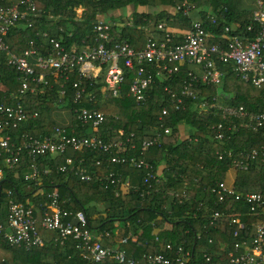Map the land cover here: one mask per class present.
I'll return each mask as SVG.
<instances>
[{
	"label": "trees",
	"instance_id": "obj_1",
	"mask_svg": "<svg viewBox=\"0 0 264 264\" xmlns=\"http://www.w3.org/2000/svg\"><path fill=\"white\" fill-rule=\"evenodd\" d=\"M32 1L39 11L38 15L28 17V22L21 21L5 37L10 51L16 55L30 48H34L41 56L55 54L57 50L53 49L50 39L66 52H78L85 45L93 46L96 38L94 22L124 9L130 12L129 16L118 20L111 17L112 23L121 25L111 28V41H124L135 50H140L153 30L157 32L159 41L164 39V34L156 28L159 23H165L167 30L174 29L184 34L190 31L191 17L176 10L184 1L192 3L195 11L199 12L203 29L209 34L206 40L208 47L217 44L225 48V27L231 28V34L249 39L257 35L252 13L243 6V0ZM162 7H172L176 12L159 11L158 8ZM250 25L254 27L251 32L247 31ZM43 33L46 37H43ZM182 33H172L168 45L182 43ZM215 61L223 74L221 84L206 85L197 79L194 81L197 90L195 100L181 96L182 86L190 81L189 72H193L185 63L168 77L156 76V65L146 64L145 68L153 74L154 83L142 103L137 104L127 96L133 77L131 73L126 74L118 98L107 95L102 100L101 71L93 87H89V82H84L86 89L94 92L96 98L93 101L84 99L76 104L71 97V85L79 79L76 70L66 74L48 73V85L42 91L38 89L35 95H20L19 75L6 65V54H0V99L13 96V100L7 102L20 103L29 117L18 129L9 130L16 145L21 143L24 134L40 139L51 135L54 125L49 119V113L56 107H66L73 114L74 121L68 135L90 136V126L78 121L73 112L79 107H86L104 115V121L93 131L102 144L122 142L127 149L123 154H117V149L112 148L110 152L82 149L68 150L60 156H43L35 163L40 172L35 180L24 179L31 171L32 164L25 154L11 169L0 159L3 170L0 179V222L6 219L10 199L28 205L34 210L36 229L44 242L42 248H10L0 236V263L117 264L113 260L86 262L79 255L76 240L69 237L61 245L55 232L41 227L45 204L49 203V195L56 192L62 210L70 213L82 211L90 231L100 236V243L104 247L123 250L136 264H145L143 255L162 254L173 257L167 245H171L174 250L182 247L184 252H188L186 264H228L227 253L237 241L233 237L235 227L230 224L228 216L236 212H247V206L232 197L219 203L212 189L218 183H225L227 173L231 170L234 171V180L228 186L236 193H264V157L252 160L246 170H239L232 166L231 158L224 155L220 160L216 153L228 151L237 157L243 151L259 149L264 145V130L254 132L244 127V121L223 119L220 111L210 106L214 104V97L223 106H243L248 112L260 113L264 106V86L255 88L244 83L236 76L231 63ZM61 91L63 95H60ZM176 98H182L183 102L178 108ZM205 100L210 106L202 109L201 104ZM163 110L167 111L165 115L162 114ZM33 113H37L35 119L31 118ZM220 123L224 126L222 141L214 138ZM232 124L235 129L227 131L226 127ZM180 126L187 129V136L181 135ZM165 129L169 130L166 135ZM157 132L162 135L160 145L142 152L141 142ZM68 157L73 159L75 165L81 163L89 174L101 180L93 178L91 181H81L72 171H58V167ZM112 157L125 158L126 161L111 163L109 159ZM130 158L150 163L155 179L144 183L147 171L130 166ZM45 169L50 170L48 174L43 173ZM110 175L120 178L123 183L128 182L129 187L125 193L107 183L106 178ZM214 211L224 213L218 227L209 226L208 219ZM244 221L245 235L253 218L245 216ZM116 223L120 227L116 228ZM165 223L170 224L171 229L165 230ZM117 229L119 241L115 235ZM155 230L158 231L154 233ZM133 238L136 241L145 240L146 247L139 250Z\"/></svg>",
	"mask_w": 264,
	"mask_h": 264
},
{
	"label": "built area",
	"instance_id": "obj_2",
	"mask_svg": "<svg viewBox=\"0 0 264 264\" xmlns=\"http://www.w3.org/2000/svg\"><path fill=\"white\" fill-rule=\"evenodd\" d=\"M176 10H181L184 15H189L195 8L192 3L184 1L177 6ZM38 10L32 0H0V54H6V65L13 68L19 75L20 88L18 94L35 95L38 89L48 85L47 75L56 72L66 74L76 70L79 79L72 83V101L80 103L86 99L93 101L96 95L88 91L84 82H89V87H93L95 79L102 71V89L105 95L118 98L121 95L125 84L126 74H133L128 86L127 96L137 104L142 103L147 91L151 88L153 74L145 68L146 64L156 65V76H170L175 73L179 66L185 63L187 66H194L200 69V73L189 72L190 81H186L181 89V96L195 100L197 90L194 88V81L197 79L206 85H220L222 82V72L217 68L216 61L231 63L236 76L244 83H248L255 88L264 86V0H255V8L252 12V22L257 26V35L253 39L242 35L231 34V28H224V38L227 40L225 48L213 44L208 47L206 40L209 34L204 31L200 20L191 22V29L182 34V43L168 45L173 37L172 32L167 30L165 23H159L157 30L164 34L162 41L155 40L151 35L146 37L145 45L140 50H135L127 42L111 41L110 30L114 24L98 18L93 24V31L96 38L93 46L85 45L78 52L63 51V49L50 39L55 54L41 56L34 48L25 50L22 54L16 55L9 49L5 37L10 30L17 27L21 21H27L28 17L38 15ZM214 22V20H213ZM31 24L29 23L28 26ZM253 26L247 27V31H252ZM43 37L46 34L43 33ZM42 93V92H41ZM63 91L60 95H63ZM13 96L7 99H0V159L9 169L13 168L20 161L22 155H26L31 160V171L25 175V180H35L40 172L35 164L38 159L46 155L60 156L68 150L80 151L82 149H100L103 152H110L116 148L117 154L127 151L126 145L122 142L103 145L93 131L104 121L102 112L86 107L75 109L74 115L82 124L90 126V136L68 135V130L72 127L54 126L51 135L43 138H36L24 134L20 144H15L9 134V130L18 129L29 119L24 107L20 103H14ZM214 104L209 105L205 100L201 105L202 109L208 106L217 108L223 119L244 121V127L254 132L264 130V106L260 113L248 112L243 106H223L217 103L216 98H212ZM176 108L183 104L182 98H176ZM166 110L162 114H166ZM37 117V113L31 115L32 119ZM235 129V125H228L227 131ZM93 133V134H92ZM169 130L165 129L164 134ZM214 138L218 141L224 139V126L217 125ZM162 140L161 133L157 132L150 139L144 140L140 144V150L146 151L150 147L159 146ZM128 142V140L126 141ZM133 148V146H132ZM218 159L223 156L231 158L232 166L235 169L246 170L250 162L258 157H264V145L259 149H251L239 153V156L232 155L231 152H217ZM111 163H124L125 158L112 157ZM100 161L97 162L99 164ZM128 164L137 169H144L147 174L144 183H149L155 179L151 172V165L145 160L130 158ZM72 171L81 181H91L93 178L101 180L97 176L89 174L81 163L75 165L72 158L65 159V163L58 167V171ZM49 169L43 170L44 174L49 173ZM3 177V170L0 166V179ZM107 183L118 187L124 193L129 187L128 182H121L120 178L108 176ZM212 193L217 196L219 203L225 202L227 198H234L236 201H243L247 206V212H236L228 216L229 222L233 225V237L236 242L228 251V264H264V193H248L240 195L224 182L218 183L212 189ZM49 203L45 204L46 210L41 217L40 225L43 229L53 231L57 234V240L62 245L69 237L77 241L76 248L80 257L89 263H100L105 260H113L117 264H136L135 260L126 255L123 250L116 247H104L100 243L99 236L90 231L85 214L82 211L70 213L59 207V198L56 192L48 197ZM253 218L247 234L244 217ZM224 213L214 211L209 216L210 227H218ZM0 236L5 244L12 247H24L26 250L42 248L43 239L36 229V219L34 210L28 205L14 202L10 199L7 203V215L4 222H0ZM167 250L173 253V257L162 254L143 255L145 264H186L188 252H184L182 247L174 250L171 245H167ZM5 264V263H0ZM224 264V263H219Z\"/></svg>",
	"mask_w": 264,
	"mask_h": 264
},
{
	"label": "crops",
	"instance_id": "obj_3",
	"mask_svg": "<svg viewBox=\"0 0 264 264\" xmlns=\"http://www.w3.org/2000/svg\"><path fill=\"white\" fill-rule=\"evenodd\" d=\"M243 6L246 7V8H248V11L251 14L252 11H253V9L255 8L254 7V0H243ZM158 10L159 11L160 10L161 11H166L167 10V12H169V13H175L176 12V10L174 8H172V7H162V8H158ZM129 15H130V12L127 9H124V10H120V11H117V12H113L112 14H110L108 16L101 17V19H103L105 21L112 22V20H111V17L112 16L115 17L118 20L119 18H125L126 16H129ZM189 16L191 17L192 21L193 20H199V12L198 11H192L189 14ZM119 25L120 24H118V26ZM169 31L172 32V33H174V34L182 33V32L175 31L174 29H171ZM153 32H154V30L151 33H149V34L150 35H153V37L155 38V40H158L159 41V38H158L159 36H158L157 32H154V33ZM188 67H189L190 70H192L196 74H199L200 73V69L198 67H194V66H190V65ZM1 89H2V87H1ZM101 92H102L101 93V99L102 100H105L107 95H105L103 89H102ZM49 119L53 123L54 126L68 127V128L72 127V123L74 121L73 114L71 113L70 109H68L66 107H56V108L52 109L50 111V113H49ZM182 132H184V134H182ZM180 133H181L182 136H187V129L184 126H180ZM89 134H91L90 130L88 131V135ZM233 180H234V171H231L230 170L227 173L225 183L227 185H232L233 184ZM115 225H116V228L120 227V226H118L117 223ZM163 228L165 230H169V229H171V225L165 223V225H164ZM156 231H158V230H155L154 233ZM115 235H116V238H118V241H119V237H118V235H119V229H117L115 231ZM133 241H136V238H133ZM136 245H137V248L139 250H143L146 247V241L143 240V239H139V240L136 241Z\"/></svg>",
	"mask_w": 264,
	"mask_h": 264
},
{
	"label": "rangeland",
	"instance_id": "obj_4",
	"mask_svg": "<svg viewBox=\"0 0 264 264\" xmlns=\"http://www.w3.org/2000/svg\"><path fill=\"white\" fill-rule=\"evenodd\" d=\"M125 11H126V10H125ZM125 11H124V12H125ZM78 13H80V10L78 11ZM119 27H121V25H119ZM106 97H107V96H106ZM182 134H184V132H182ZM184 137H185V136H184Z\"/></svg>",
	"mask_w": 264,
	"mask_h": 264
}]
</instances>
